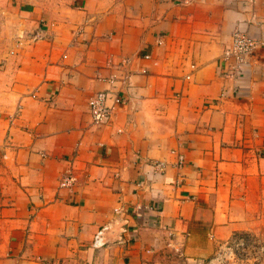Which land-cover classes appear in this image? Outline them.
Returning a JSON list of instances; mask_svg holds the SVG:
<instances>
[{"label":"crops","instance_id":"crops-1","mask_svg":"<svg viewBox=\"0 0 264 264\" xmlns=\"http://www.w3.org/2000/svg\"><path fill=\"white\" fill-rule=\"evenodd\" d=\"M238 29L264 40V0H0V264H191L263 230L264 46L227 77Z\"/></svg>","mask_w":264,"mask_h":264},{"label":"built area","instance_id":"built-area-1","mask_svg":"<svg viewBox=\"0 0 264 264\" xmlns=\"http://www.w3.org/2000/svg\"><path fill=\"white\" fill-rule=\"evenodd\" d=\"M30 39L33 42L44 39V35L40 28L37 29L36 33H33ZM264 46V40L256 36L251 35L247 31L235 30L232 35L230 46H228L223 54V62L227 67L224 73L227 77H235L243 73L245 65L248 63V58L258 49ZM127 61L125 62V64ZM129 74H124L119 80L123 83L127 82ZM116 76H111L108 80L111 83L116 82ZM226 97V93L222 92L220 98ZM120 102L121 99L117 94L110 93L108 91H100L95 95L91 96L88 100V110L90 117L94 124L104 125L109 124L113 118V107L110 105L111 101ZM175 153V152H174ZM186 164V159L183 154L177 155V167L182 168ZM154 168L163 172L166 164L162 161L153 162ZM74 182V178L69 173L64 176L60 184L61 188H70ZM120 212V211H119ZM118 221L112 220L103 225L96 233L92 242L94 249H100L109 243L108 234L114 232L115 226ZM125 229H123V232ZM246 240H238L235 242H226L220 245L217 254L210 260H199L194 261L191 264H232L235 260L242 255V248L245 247ZM177 252L181 253L180 250Z\"/></svg>","mask_w":264,"mask_h":264},{"label":"rangeland","instance_id":"rangeland-1","mask_svg":"<svg viewBox=\"0 0 264 264\" xmlns=\"http://www.w3.org/2000/svg\"><path fill=\"white\" fill-rule=\"evenodd\" d=\"M264 227L263 230H260L259 233H257L255 235V239L251 238L248 239L246 238V245L245 247L242 248L243 251L242 255L240 257H238L235 262H233L232 264H247L249 263V261L251 259H254V256L256 258L255 264H259L262 262V260L260 262L257 261L258 259V250L257 249H264ZM261 238V239H259ZM263 238V239H262ZM257 250V251H256ZM256 252V255H255Z\"/></svg>","mask_w":264,"mask_h":264}]
</instances>
